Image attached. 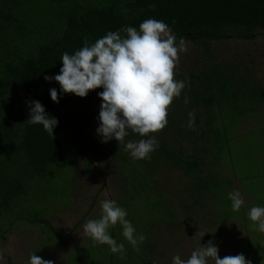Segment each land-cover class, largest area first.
<instances>
[{
	"label": "trees",
	"instance_id": "1",
	"mask_svg": "<svg viewBox=\"0 0 264 264\" xmlns=\"http://www.w3.org/2000/svg\"><path fill=\"white\" fill-rule=\"evenodd\" d=\"M150 18L168 24L177 43L186 41L176 69V79L186 87L169 109L167 127L155 134L159 146L151 159L134 160L124 144L101 143L97 135L102 88L80 98L44 77L59 74L62 55L74 54L86 39L92 44L108 32L139 30ZM263 33L264 0H0V245L17 228L38 229L36 255L49 260L47 251L65 246L77 227L60 234L52 218L58 207L72 202L84 173L99 174L104 185V172L111 174L117 205L146 239L137 252L117 224L109 233L124 244L123 253L90 239L71 246L66 264H161L171 233L156 236L163 222L182 227L179 213L196 221L211 208L228 220L225 216L235 213L230 180L218 172L219 165L233 164L228 145L234 130L264 113ZM253 39L254 46L244 42ZM222 42L237 47L221 51ZM52 88L59 103L51 99ZM32 101L58 120L54 135L26 122ZM189 112L195 113L191 129ZM140 138L130 134L126 140ZM175 182L189 195L174 192ZM170 193L180 197V209ZM23 263L30 264V257Z\"/></svg>",
	"mask_w": 264,
	"mask_h": 264
},
{
	"label": "clouds",
	"instance_id": "2",
	"mask_svg": "<svg viewBox=\"0 0 264 264\" xmlns=\"http://www.w3.org/2000/svg\"><path fill=\"white\" fill-rule=\"evenodd\" d=\"M123 32V35H122ZM121 31L108 32L102 38L84 46L74 54L62 55L59 74L45 76L48 82L55 80L64 94H74L86 98L97 89L102 104L99 113L97 135L101 143L115 139L124 144L125 151L134 160H150L151 153L158 148L155 134L162 132L168 125L169 109L175 99L181 97L186 84L176 79V69L180 55L187 51L186 41L181 38L177 43L172 30L163 21L146 19L135 27ZM51 99L59 103V94L50 89ZM188 102L185 97V103ZM29 124L42 125L49 135H54L58 125L55 117L46 113L39 101L29 104ZM187 126L195 123V113L189 112ZM130 134L139 135V140H126ZM232 210L239 211L244 200L239 192L229 193ZM101 214L98 219H89L84 225V233L94 245H107L112 253H123L124 244H117L109 229L117 224L122 226L124 238L139 252L138 245L146 237L137 234L132 223L126 219L127 212L116 201L105 199L100 202ZM249 218L254 227L264 233V207L254 206ZM123 258V256H121ZM251 264L243 254L220 258L219 248L213 241L201 244L187 259L180 255L172 258V264ZM30 264H54L52 260L32 254Z\"/></svg>",
	"mask_w": 264,
	"mask_h": 264
},
{
	"label": "rangeland",
	"instance_id": "3",
	"mask_svg": "<svg viewBox=\"0 0 264 264\" xmlns=\"http://www.w3.org/2000/svg\"><path fill=\"white\" fill-rule=\"evenodd\" d=\"M256 40L244 42L254 46L257 43ZM222 44L224 45L221 46V51L237 47L235 42L230 45L226 42H222ZM243 48L240 50L246 54V50ZM253 52L261 55L258 48H255ZM226 55L228 54L226 53ZM241 56L245 59L250 57V55L244 54ZM256 62L262 63L263 60L257 58ZM261 116V122L255 120ZM250 120L251 124L239 127L232 133L228 146L233 157L229 158V161L233 164L227 163L225 168L222 163L219 166L223 168L218 171L220 174H226L230 180L228 196L232 192L241 194L244 200L241 209L235 211L234 215H229L228 218L225 216L228 220L211 208L210 213L207 211L206 215L202 214L196 221L186 219L183 214L179 213L177 219L185 224L182 227L176 224L168 226L164 222L162 225L160 224L156 228V236L161 235L165 238L166 230L169 229L171 232L165 238L164 245L167 247L166 252L161 255V264H172V258L176 255H180L181 259H187L193 250L201 244L207 245L209 241H213L219 248L220 258L243 254L247 260L251 261V264H264V233L259 232L257 227L253 226L254 222L248 215L252 207H264V127L261 129L260 126V124H264V113L250 118ZM253 127L256 129H252ZM104 173L108 185H104V179L99 174H81L78 183L79 190L72 202L58 207L52 218L55 229L60 234H67L77 227L65 246H52L47 251L46 256L49 260L54 261V264H66L71 246L77 242L84 243L91 239L84 233L83 225L89 219H96L101 214V201L110 199L117 202V194L111 184L112 176L107 172ZM171 188L174 192H181L183 196H188L190 193L185 185L177 182L173 183ZM169 197L173 206L180 209V197L174 193H170ZM213 199L215 198L213 197ZM229 202L232 205V201ZM216 205L217 202L214 203V206ZM185 219L186 221H184ZM40 239L41 233L38 229L17 228L10 234L8 242L0 245V264H24L23 262H27L28 258L32 254H36L37 249L41 247ZM209 264H214V262L209 261Z\"/></svg>",
	"mask_w": 264,
	"mask_h": 264
}]
</instances>
